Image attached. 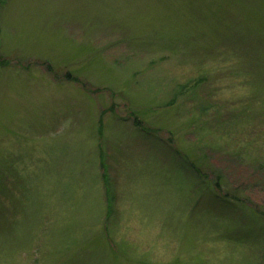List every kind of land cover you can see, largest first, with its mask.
Listing matches in <instances>:
<instances>
[{
    "label": "rangeland",
    "instance_id": "374dc122",
    "mask_svg": "<svg viewBox=\"0 0 264 264\" xmlns=\"http://www.w3.org/2000/svg\"><path fill=\"white\" fill-rule=\"evenodd\" d=\"M1 61L0 264H264V0H4Z\"/></svg>",
    "mask_w": 264,
    "mask_h": 264
},
{
    "label": "trees",
    "instance_id": "16d2710c",
    "mask_svg": "<svg viewBox=\"0 0 264 264\" xmlns=\"http://www.w3.org/2000/svg\"><path fill=\"white\" fill-rule=\"evenodd\" d=\"M0 1H4V0H0ZM2 62H3V61H1L0 63H2ZM134 119H135V118H134ZM134 124H135L136 126L140 127V128L142 129V131H149L148 129L142 127L141 124H140V122H138L137 120H134ZM196 170H198V169H196ZM198 173H200L199 170H198ZM202 175L205 176L204 174H202ZM205 177H206V176H205ZM214 186H216V189H217L216 192H217V193H222V192H223L224 188L221 187L220 184H219L218 182L214 183ZM221 197H222L223 199H226V198H238V197H234V196L229 195L228 192H224V193L222 194ZM251 207L253 208V204H251ZM254 209H256V208L254 207ZM262 215H263V214H262Z\"/></svg>",
    "mask_w": 264,
    "mask_h": 264
}]
</instances>
